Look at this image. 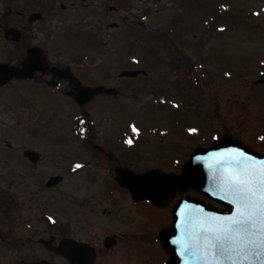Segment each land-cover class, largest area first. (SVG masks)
Masks as SVG:
<instances>
[{
  "label": "rangeland",
  "instance_id": "rangeland-1",
  "mask_svg": "<svg viewBox=\"0 0 264 264\" xmlns=\"http://www.w3.org/2000/svg\"><path fill=\"white\" fill-rule=\"evenodd\" d=\"M23 1L54 5L47 34H52V51L73 58L77 70L101 69L112 74L142 68L149 74L153 71L154 79H121L116 97L100 96L88 105L95 131L140 136L135 146L126 147L134 168H177L195 146L210 144L216 132L230 131L250 142L258 133L264 134V81L254 83L264 72V0H19ZM110 5L116 9H108ZM1 8L2 2L0 12ZM113 22L117 25L112 27L109 24ZM32 32L36 39L44 37L35 27ZM9 45L13 49V43ZM180 54L201 63L196 85L188 83L194 75L188 71L193 62L186 66V59L184 66L178 61ZM74 110L77 113L79 108ZM36 125L28 124L25 131L16 130L21 127L18 124H12V129L0 127L11 147H46L40 138L54 137V131L72 132L69 123H39L37 128L45 135H38ZM3 141L0 139V144ZM73 147L71 140L47 146L56 155ZM257 149L264 152V144ZM5 150L0 151L2 161L13 154ZM126 158L125 152L123 159L128 162ZM13 160V155L9 156L7 164H25ZM69 161L47 167L50 160L45 159L42 172L26 167L14 172L2 165L0 192L20 203L22 215L0 217V230L3 232L6 222L14 223L12 234L17 240L9 245L0 238V264H23L30 246L38 251L31 242L20 250L21 241L29 236L26 233L31 232L35 239L42 227L50 228L30 217V212H37V203H42L43 217L66 222L65 214L59 216L66 202L55 199L54 206L51 197L58 196L57 189L63 192L60 196L66 195L70 178L49 191L41 190V179L62 172Z\"/></svg>",
  "mask_w": 264,
  "mask_h": 264
},
{
  "label": "flooded vegetation",
  "instance_id": "flooded-vegetation-1",
  "mask_svg": "<svg viewBox=\"0 0 264 264\" xmlns=\"http://www.w3.org/2000/svg\"><path fill=\"white\" fill-rule=\"evenodd\" d=\"M0 2V125L12 129V124H18L21 127L15 129L25 131L28 124H37L35 133L38 135H45L37 128L39 123L72 125V132L54 131V137L40 138L46 147L38 148L26 145L11 147L7 138H3L5 133L0 127V139L4 140L0 144V151L6 149L5 152L11 151L8 154L13 153L3 161L0 153V168L3 165L14 172H20L26 167L28 171L42 172L45 164L41 162L45 159L50 160V164L46 163L50 167L53 163L62 164L70 158L66 167H62V172L41 179V190L49 191L56 190L57 185H61L67 177L70 178L71 186L66 195L60 196L63 192L57 189L58 196L51 197L54 198L53 204L59 198L66 202L62 206L64 209L59 211V216L66 215V222L43 217L42 203H37V212H30V217L40 225L46 222L50 228L42 227L43 232H37L36 235L39 236L35 239L30 237L31 232L26 233L29 236L21 241L20 250L24 251L25 243L31 242L38 251L30 246L28 260H22V263L167 264L170 254L162 243L161 232L171 225L172 207L184 194L176 190L174 196L157 202L135 196L128 186L120 183L117 179L119 174H129V170L140 173L151 167L162 166L137 169L130 165L126 147L135 146L140 138H129L124 136L126 133L119 131H95L91 115L75 99L80 85H103L117 90L116 93H94L84 103V107H88L90 102L100 96L114 98L119 94L121 79H154L153 71L149 75L146 72L128 77L120 74L121 71L112 74L108 71L101 72V69L77 70L73 58L60 57L52 51V34H47L50 33L52 16L56 11L53 4L33 5L24 1L20 3L19 0ZM34 27L43 32L44 37L36 39L32 32ZM12 28L16 31H11ZM11 42L13 49L9 45ZM75 106L80 109L77 115ZM83 120L90 130L75 131L76 123ZM229 132L225 130L222 134L218 133V137L230 135L256 150L257 145L264 144V134L258 133L254 142H250L241 135H231ZM66 140H71L74 145L70 149L72 154L70 151H63L56 155L47 148L51 143L61 146ZM26 150L34 151L35 155L25 154ZM125 152L128 162L123 159ZM11 155L13 163L23 160L25 164H7ZM162 155L163 153H159L160 158ZM185 161L186 156L177 168L170 170L181 171ZM54 177H59L56 183L51 182ZM185 193L197 195L192 189ZM56 210H59L58 207ZM17 212V216L22 215L20 203L5 191L0 192V217L9 214L14 216ZM12 224L14 223L6 222L4 233L0 230L2 242L9 245L17 241L12 234L16 230L12 228ZM3 248L8 251L6 247Z\"/></svg>",
  "mask_w": 264,
  "mask_h": 264
},
{
  "label": "water",
  "instance_id": "water-1",
  "mask_svg": "<svg viewBox=\"0 0 264 264\" xmlns=\"http://www.w3.org/2000/svg\"><path fill=\"white\" fill-rule=\"evenodd\" d=\"M259 78L264 80V76ZM103 90L102 86H84L79 88L81 96L77 100L82 105L92 93ZM262 162L264 155L225 137L216 140L210 147L195 149L180 174L152 169L141 174L129 171V174H119L117 179L131 188L134 195L154 200L165 197L169 192L173 193L174 189L184 191L193 188L223 204L224 208H218L200 198L187 196L173 209V225L161 232L163 245L170 254L168 264H203V257L215 255L211 249L204 247V227L236 217L239 211L237 197L229 186L231 175L237 171L252 170L251 165L258 169ZM58 180L59 177H54L51 182L56 183ZM257 251L254 248L245 249L252 257V264H257Z\"/></svg>",
  "mask_w": 264,
  "mask_h": 264
},
{
  "label": "snow or ice",
  "instance_id": "snow-or-ice-1",
  "mask_svg": "<svg viewBox=\"0 0 264 264\" xmlns=\"http://www.w3.org/2000/svg\"><path fill=\"white\" fill-rule=\"evenodd\" d=\"M237 171L229 186L237 197L239 211L204 227V247L215 255L203 257V264H252L245 249L257 251V264H264V162L257 169Z\"/></svg>",
  "mask_w": 264,
  "mask_h": 264
}]
</instances>
